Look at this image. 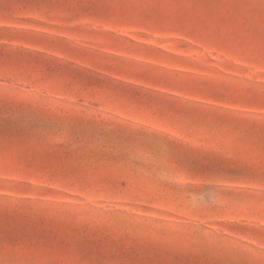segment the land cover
I'll use <instances>...</instances> for the list:
<instances>
[{
	"label": "rangeland",
	"instance_id": "374dc122",
	"mask_svg": "<svg viewBox=\"0 0 264 264\" xmlns=\"http://www.w3.org/2000/svg\"><path fill=\"white\" fill-rule=\"evenodd\" d=\"M264 0H0V264L264 261Z\"/></svg>",
	"mask_w": 264,
	"mask_h": 264
},
{
	"label": "snow or ice",
	"instance_id": "6c2138e0",
	"mask_svg": "<svg viewBox=\"0 0 264 264\" xmlns=\"http://www.w3.org/2000/svg\"><path fill=\"white\" fill-rule=\"evenodd\" d=\"M261 132H262V135H264V127H262ZM261 182L264 183V176L261 177ZM260 248L264 249V244H262ZM242 264H249V262L244 261L242 262ZM261 264H264V261H262Z\"/></svg>",
	"mask_w": 264,
	"mask_h": 264
}]
</instances>
